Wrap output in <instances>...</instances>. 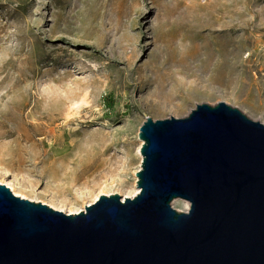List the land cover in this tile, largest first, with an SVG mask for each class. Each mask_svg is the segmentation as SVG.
<instances>
[{"label": "rangeland", "instance_id": "rangeland-1", "mask_svg": "<svg viewBox=\"0 0 264 264\" xmlns=\"http://www.w3.org/2000/svg\"><path fill=\"white\" fill-rule=\"evenodd\" d=\"M220 102L264 123V0H0V184L27 199L133 197L147 117Z\"/></svg>", "mask_w": 264, "mask_h": 264}, {"label": "water", "instance_id": "water-1", "mask_svg": "<svg viewBox=\"0 0 264 264\" xmlns=\"http://www.w3.org/2000/svg\"><path fill=\"white\" fill-rule=\"evenodd\" d=\"M139 136L133 197L67 213L0 184V264H264V123L203 103Z\"/></svg>", "mask_w": 264, "mask_h": 264}, {"label": "bare ground", "instance_id": "bare-ground-1", "mask_svg": "<svg viewBox=\"0 0 264 264\" xmlns=\"http://www.w3.org/2000/svg\"><path fill=\"white\" fill-rule=\"evenodd\" d=\"M26 141H28V139L25 138ZM144 141L141 140V145H143ZM141 157H143V155L141 154ZM84 171V170H83ZM83 171L79 174V175H82L83 174ZM6 185L11 188V190L14 192L15 195H18V196H21L23 198H26L27 196L23 193H19L17 190H16V183L15 182H7ZM65 190V187H59L58 190L54 191V195L49 198L50 200V206H52L53 208H59L60 210H64V207L65 205L67 204V201L65 198H62V199H59L57 196L60 195V193H63ZM140 191L139 187H136L135 189V193H134V196L136 194H138ZM40 195H43V196H49L48 194L46 193H40ZM99 198V196H97L96 200ZM178 201V200H177ZM185 202V207L188 209L190 206H189V203L184 201ZM46 203V202H45ZM85 210V209H84ZM81 210L79 211H75V213H78L80 212ZM74 211H70V213H72Z\"/></svg>", "mask_w": 264, "mask_h": 264}]
</instances>
